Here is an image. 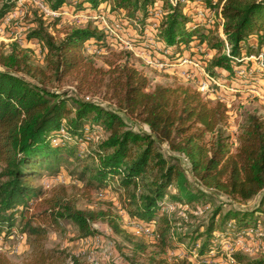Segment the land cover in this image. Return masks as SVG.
<instances>
[{"label":"trees","instance_id":"1","mask_svg":"<svg viewBox=\"0 0 264 264\" xmlns=\"http://www.w3.org/2000/svg\"><path fill=\"white\" fill-rule=\"evenodd\" d=\"M18 1L0 0V23L25 4ZM42 1L58 12L73 2L75 11H90L89 19L56 38L49 28L57 25L59 17L45 21L41 14L19 40L0 44V236L7 239L16 228L36 243L24 264H66L68 260L69 264H91L64 249L39 244L64 220L76 226V239L95 235L92 223L99 219L114 233L129 236L109 210L76 208L65 186L58 185L47 194L42 184L33 183L36 178L57 176L71 159L76 167L68 170V176L83 182L87 191L113 185L129 216L145 226L154 225V236L162 250H174L189 241L187 255L199 264L225 258L215 239L220 234L261 227L264 194L260 206L253 209L222 211L221 206H215L205 223L189 231H176V222H183V218L163 208L170 202L201 211L196 204L208 206L209 190L241 201L264 193V120L249 114L231 151L232 135L222 129L227 122V106L220 99H206L183 82L151 86L148 76L126 60H109L108 68H103L82 53L88 44L106 46L108 36L93 16L107 0ZM195 1L110 0L108 13L123 10L128 18L138 20L142 28L131 42L151 50L160 60L195 58L208 74L239 92L257 85L264 70L246 57L263 52L264 63V0L199 1L206 11L215 9L221 15L223 36L210 22L185 10ZM158 10V27L148 32L146 27ZM32 44L40 46L43 65L33 63ZM240 69L246 70L244 75L237 73ZM66 78L76 92L48 86L61 84ZM83 91L100 94L114 107L81 97ZM125 118L145 124L148 131L133 129ZM62 125L70 140L59 137L54 144L52 138ZM87 130L99 131L103 137L80 152L76 140ZM161 143L186 159L197 186L177 156L163 154ZM34 201L37 210L30 211ZM174 236L177 242L171 244ZM134 247L144 249L139 242ZM232 257L236 264H264L263 255L250 257L235 252ZM0 264L11 261L0 253ZM157 264L193 262L186 256H175Z\"/></svg>","mask_w":264,"mask_h":264},{"label":"rangeland","instance_id":"2","mask_svg":"<svg viewBox=\"0 0 264 264\" xmlns=\"http://www.w3.org/2000/svg\"><path fill=\"white\" fill-rule=\"evenodd\" d=\"M199 1L201 0H196L195 3H188L185 6V10L194 18H201V20L205 19L210 22L211 27L216 28L218 33L223 36L221 28L222 20L216 13V10L209 9L206 11L204 8H202L203 4H200ZM23 2L25 4L19 9L18 17L11 21L10 26L5 29L4 34H0V44L3 43L5 45L13 40H19V37H21L25 33L28 26H32L34 24L33 19L41 14L45 21H51L52 18L59 17L57 25L49 28V32H51L56 38L62 37L64 33L73 26L85 25L86 21L89 19L88 12L90 11H75L73 2L65 5L61 12L56 11L57 15L43 14L38 8L39 6L37 4L40 2L43 3L42 0H23ZM110 8L111 2L110 0H107L106 2L102 3L99 11L96 12V14L103 12L107 15V17H109L111 22L119 23L123 28L122 33L130 39L139 34L142 28V24L138 20L128 18L125 15V11L123 10H116L114 11V14H110L108 13V10ZM217 11H219V9H217ZM109 14L111 16H108ZM84 15L88 16V19H83ZM79 16H82L83 18ZM76 18H79V21ZM152 21H154V19H152L148 23V27H146L148 32L152 31L150 30L149 26ZM125 35H123L122 37L124 40L126 38ZM146 36L148 37V35ZM30 46L35 49V53L32 56L33 63L43 65L40 46L38 44H32ZM86 46L97 48V51L88 52L86 50ZM86 46L82 49V53L85 56L91 58L95 66L108 68L107 62L109 60H115L117 62H123L126 60L129 64L136 66L148 76L151 86L157 83L176 84L179 82H183L197 89V81L202 78L200 74H198V76L193 80L187 79L186 77L182 76L180 73L183 68H187V70L191 69L186 65L179 66L178 64H176L175 67L172 66L168 69L158 70L147 64L145 59L141 56V53H139V51L142 52L143 50L147 52V50L138 48L137 45H134L133 51L126 47L124 43L120 41V39L115 37L108 38L106 46L104 47H97L94 44H88ZM261 53L263 54V52ZM151 55L154 56L153 53ZM253 55L257 56L256 54ZM254 61V66H258L257 68H259L260 66L257 64V61ZM192 69L194 70V68ZM260 77L262 79L256 82L257 85L243 88V90L240 92L238 91V88L229 87L225 83L223 84L221 81L222 79L220 80L221 86L216 87L217 90L213 92H201L206 99H220L226 104L228 117L227 122L222 126V129L225 134L232 135L233 145L231 151L235 150V147L237 145L236 136L245 124L246 117L249 114H255L264 120V74L260 73ZM48 86L53 89L76 92L74 85L68 78L64 79L61 84L48 83ZM253 88L258 90L259 95H257L256 93H252L249 90ZM221 93H223V96L220 95ZM80 96L86 99L95 100L101 103L103 106H107L110 108L114 107L112 102L104 100L100 94L91 95V93H86L83 91L82 93H80ZM125 120L135 130L141 129L144 131H148V127L143 123L136 122L128 118H125ZM100 137H103V135H100ZM160 148L165 156H177V159L179 160L181 166L184 168L185 173L191 180L192 184L194 186H197L198 182L191 175L186 159L182 155L170 151L165 143H161ZM75 162L76 161L70 159L68 164L63 165L64 167L60 174L62 175L64 181L61 183H56L54 182V180L51 181L50 187L48 189H45L47 194L51 192L52 188L57 187L58 185L65 186L68 195L74 200L76 208L104 211L109 210L111 212V216H113L117 220L121 228L125 230L129 236L124 237L123 235L114 233L106 221L99 219L92 223L93 228L97 232L95 235L76 239V226L72 222L64 220L62 221L58 230H50L39 241V244H43L48 248L56 247L59 249H64L69 254H74L75 252H83V258H85L88 254L96 255L97 258L101 261V264H109L111 262H113V264H157V262L162 259L171 261L175 256H186L193 262V264H199L194 260V257L192 255H187L190 248L189 245H191L189 241H186L188 244H181L174 250L168 249V251H164L158 246L155 237H146L142 234L137 233L135 229L136 221L127 213L123 202L119 199V192L113 189V185H110L111 187L107 188L91 189L90 191H87V189L84 187L83 182L76 181L75 179H73V177L68 176V170H72L74 167H76ZM51 177L54 176H47L44 179L36 178L34 179L33 183L35 185H40L42 184L43 180H46L48 178L51 179ZM263 194V192H260L249 200L241 201L238 199H231L219 191L209 190L208 197L210 201L208 203V206L203 203L196 204V206L202 208L201 211L193 208L192 205L184 204L175 206L173 204L175 206L174 211L176 213V216H180L183 218V222H176L175 230L180 231L183 228V230L189 231L199 224L205 223L210 216L212 208L215 206H221L222 211H225L229 208H257L258 206H260ZM35 201L31 204L30 211L37 210L35 207ZM168 204L172 203H165L166 206ZM262 209L263 213L260 215V218L264 219V203L262 205ZM169 211L166 209L164 210V212ZM261 227L264 230V221L262 222ZM14 230L15 232L12 233L14 235L13 238L8 237L7 239H4L2 236L1 241L5 242V244L9 246V248H6L5 250L3 249L2 251H0V253L6 255L11 261V264H24V262L32 255L36 243L33 242L32 239L25 238L24 242L21 245L22 249L18 252H11L12 246L17 242L15 238L19 233L18 229L14 228ZM175 237L176 236L171 239V244H175L177 242V239ZM135 242L142 243L144 249L142 250L135 248ZM256 256L258 255L254 254L250 257ZM116 257H119V260H115ZM211 260L212 261L209 264H227V261L223 260V258H211ZM66 264H69V260Z\"/></svg>","mask_w":264,"mask_h":264},{"label":"built area","instance_id":"3","mask_svg":"<svg viewBox=\"0 0 264 264\" xmlns=\"http://www.w3.org/2000/svg\"><path fill=\"white\" fill-rule=\"evenodd\" d=\"M22 2L23 0L18 1L19 4H21ZM37 4L39 6L38 8L43 14L57 15L56 11L49 9L44 3L40 2ZM18 15H19V9H16L4 17V19L0 23V34H4L5 29L10 26L11 21L15 19L16 17H18ZM218 15L223 22L221 15L219 13ZM85 16L86 15L83 16L84 18L82 16H79V17L83 19L85 18L88 19V16L86 17ZM159 16H160V11L158 10L154 14V17H155L154 21H152L151 24L149 25L150 30L156 31L158 27V17ZM93 18L98 20L99 29L104 31L107 34L108 38H114V37L118 38L120 39L121 42L124 43L126 47L134 51V48H133L134 45L131 42V39L122 33L123 28L119 23L111 22L109 17H107V15L103 12H100L94 15ZM76 19L79 21V18H76ZM123 35H125L126 37L125 40L122 38ZM86 50L88 52H96L97 48H91L89 46H86ZM151 52H152L151 50H147V52L143 50L142 52L139 51V53H141V56L145 59L146 63L158 70L168 69L169 67H172V66L175 67L176 64H178L179 66L186 65L191 68L190 70L189 69L187 70V68L186 69L183 68V70H181L180 74L186 77L187 79L193 80L198 76V74H200L202 78L197 81V90L200 92H203V93L213 92L216 90L215 88L217 86H221V82H220L221 79L208 74L207 71L204 69V67L195 58L183 56L179 58L176 62H166V61L155 58L154 56L151 55L152 54ZM246 58L256 60L257 64L264 70L262 53L258 54L257 56L250 55ZM192 68H194V70ZM245 72H246L245 69H240L237 71V73L241 75H244ZM249 90L252 93H256L257 95H259L258 90H256L255 88L249 89ZM98 133L99 131L90 132L89 130H87L86 133H84L82 136H79L76 140L79 151L83 152L87 150V146L90 142L95 141L97 138H100L101 134L100 133L98 134ZM59 137L70 140V135L66 132V129L63 125L60 127L57 136L52 138V142L56 144L59 140ZM53 180L56 183H59V182L61 183L64 181V179L62 178V175L58 174L57 176L51 177V179L48 178L46 180H43L42 185H47V188L45 189H48L51 185V181ZM174 208L175 206L173 204H168L167 206L164 205L163 211L165 209L168 211L169 210L174 211ZM135 229L137 233L142 234L146 237H155L154 232H153L154 225L145 226L136 221ZM14 232L15 230L13 231V233ZM13 236L14 235L12 234L10 237L13 238ZM25 238H26V235L24 233L19 232L15 238L17 242L15 245L12 246L11 252L20 251L22 249L21 245L24 242ZM1 240H2V236H0V251H2L3 249L5 250L6 248H9V246H7L5 242H2ZM215 240L219 244H221L223 255H225V258H223V260H226L227 264H236L232 257V254L235 252H239V253H242L248 256H252L254 254L264 256V230L260 226L259 227H248L246 229H242L237 232H233V231L228 232V233H225L224 235L220 234ZM74 255L77 257L83 258V252H75ZM83 259L91 264H101V261L97 258L96 255L88 254ZM115 260H119V257H116ZM211 261L212 260L210 259L205 262L210 263Z\"/></svg>","mask_w":264,"mask_h":264},{"label":"clouds","instance_id":"4","mask_svg":"<svg viewBox=\"0 0 264 264\" xmlns=\"http://www.w3.org/2000/svg\"><path fill=\"white\" fill-rule=\"evenodd\" d=\"M42 187H44V188H47V185H41Z\"/></svg>","mask_w":264,"mask_h":264}]
</instances>
